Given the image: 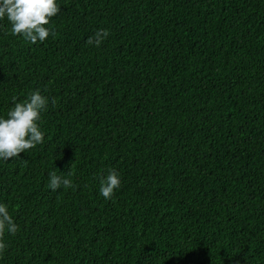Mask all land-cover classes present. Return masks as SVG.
I'll use <instances>...</instances> for the list:
<instances>
[{"label": "trees", "instance_id": "1", "mask_svg": "<svg viewBox=\"0 0 264 264\" xmlns=\"http://www.w3.org/2000/svg\"><path fill=\"white\" fill-rule=\"evenodd\" d=\"M57 4L43 42L0 20V117L48 98L44 142L0 159V264H264V0Z\"/></svg>", "mask_w": 264, "mask_h": 264}, {"label": "clouds", "instance_id": "2", "mask_svg": "<svg viewBox=\"0 0 264 264\" xmlns=\"http://www.w3.org/2000/svg\"><path fill=\"white\" fill-rule=\"evenodd\" d=\"M60 7L57 0H0V20L5 17L11 24V33L22 36L28 42L35 44L45 41L50 35V29L46 27L51 18L58 15ZM54 35V32H52ZM109 35L108 30L99 29L87 40L88 45L97 47ZM7 113V117H0V159L4 161L14 160L38 144L44 142V133L40 130L38 121L41 113L47 108L48 98L39 90L32 91L22 102H16ZM55 104V100L51 101ZM57 175L55 171L49 173L48 188L57 191L61 187L68 189L73 187L70 177ZM119 174L114 169H109L107 176H101L99 194L105 199H111L114 190L120 187ZM15 235L18 225L14 222L5 204L0 203V254L7 248L3 241L5 231Z\"/></svg>", "mask_w": 264, "mask_h": 264}]
</instances>
